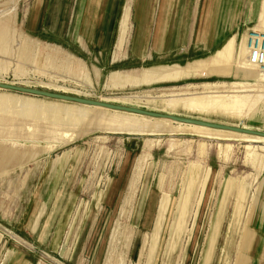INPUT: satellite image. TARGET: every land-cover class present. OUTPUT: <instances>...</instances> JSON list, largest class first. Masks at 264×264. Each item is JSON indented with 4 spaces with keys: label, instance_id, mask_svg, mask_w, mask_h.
<instances>
[{
    "label": "rangeland",
    "instance_id": "374dc122",
    "mask_svg": "<svg viewBox=\"0 0 264 264\" xmlns=\"http://www.w3.org/2000/svg\"><path fill=\"white\" fill-rule=\"evenodd\" d=\"M233 1L212 51L110 64L26 32L31 0H0V82L164 97L174 111L124 105L264 131L245 45L264 0ZM140 2L122 0L114 60L131 54ZM194 128L0 90V264H264V139Z\"/></svg>",
    "mask_w": 264,
    "mask_h": 264
},
{
    "label": "crops",
    "instance_id": "0c3cea01",
    "mask_svg": "<svg viewBox=\"0 0 264 264\" xmlns=\"http://www.w3.org/2000/svg\"><path fill=\"white\" fill-rule=\"evenodd\" d=\"M153 1L141 0L137 12L142 23L137 19L131 54L130 49L124 48L117 60L113 53L122 0H31L24 28L29 34L52 42L68 44L70 40L83 51L108 53L112 64L126 58L151 61L180 57L191 51L210 52L226 36L220 23L234 19L233 9L228 8L229 4L233 7V0ZM7 264L33 263L25 254Z\"/></svg>",
    "mask_w": 264,
    "mask_h": 264
},
{
    "label": "water",
    "instance_id": "95a60500",
    "mask_svg": "<svg viewBox=\"0 0 264 264\" xmlns=\"http://www.w3.org/2000/svg\"><path fill=\"white\" fill-rule=\"evenodd\" d=\"M0 89L11 90L15 92L31 94V95H36V96H41V97H46V98H55V99H61V100H66V101H73V102H78V103L87 104V105L102 106V107H106L110 109L137 113V114H141V115H145L149 117L170 119L172 121L181 122V123L201 125V126H206V127L215 128V129L230 130L233 132H239V133L264 137L263 130L245 128L243 126H235V125L218 123V122H211L208 120L191 118V117H186V116H178V115H173V114H167L164 112H155V111L147 110L143 108H136V107L126 106L122 104H114V103L104 102L98 99H92V98L77 96L73 94H66V93L51 91V90H47L43 88H34V87H27V86H23L19 84H10V83L0 82Z\"/></svg>",
    "mask_w": 264,
    "mask_h": 264
},
{
    "label": "bare ground",
    "instance_id": "6f19581e",
    "mask_svg": "<svg viewBox=\"0 0 264 264\" xmlns=\"http://www.w3.org/2000/svg\"><path fill=\"white\" fill-rule=\"evenodd\" d=\"M4 21V20H3ZM264 32V31H263ZM247 62H249V65H253L250 63V59L247 58ZM207 66V65H206ZM206 66H204L203 68L206 69ZM254 66V65H253ZM209 68V67H208ZM264 72V71H263ZM62 88V87H61ZM0 90H5V89H0ZM256 90V89H255ZM5 91H10V92H15V91H11V90H5ZM242 91V90H240ZM237 92V91H236ZM248 92V91H246ZM256 92V91H255ZM18 94H23V95H29V96H35V97H40V98H44V99H50V100H57V101H62V102H68V103H75V104H79V105H83V106H88V107H93V108H99V109H103L104 111H114V112H120V113H126V114H132V115H137V116H142V117H147V118H152V119H158V120H164V121H170L176 124H183V125H189V126H193L195 127L194 129L197 128H205V129H210V130H216V131H225V133H234V134H240V135H246V136H252V137H256V138H260V139H264V137L261 136H255V135H249V134H244V133H239V132H233L230 130H223V129H215V128H210V127H206V126H201V125H193V124H187V123H181V122H176V121H172L170 119H163V118H155V117H149V116H145V115H141V114H137V113H131V112H126V111H121V110H115V109H110V108H106V107H102V106H94V105H87V104H82V103H78V102H73V101H66V100H61V99H55V98H46V97H41V96H36V95H31V94H24V93H20V92H15ZM241 93V92H240ZM258 93V91L256 92V94ZM219 94V93H218ZM255 95V94H254ZM253 95V96H254ZM193 96V95H192ZM110 101H115L118 102L120 104H129V105H136L139 102H145L147 101L148 103H155V102H159L160 104H163L166 106L167 111L173 110V104L177 103L176 100H170V99H166L164 97H148V98H143L140 96H128V97H109L108 98ZM261 101V100H260ZM264 103V102H263ZM262 103V104H263ZM264 107V106H263ZM176 109V108H175ZM166 111V110H165ZM163 128V127H160ZM165 128V127H164Z\"/></svg>",
    "mask_w": 264,
    "mask_h": 264
},
{
    "label": "built area",
    "instance_id": "2783aa9c",
    "mask_svg": "<svg viewBox=\"0 0 264 264\" xmlns=\"http://www.w3.org/2000/svg\"><path fill=\"white\" fill-rule=\"evenodd\" d=\"M245 45L248 49L250 63L258 70L264 71V32L251 30L245 36Z\"/></svg>",
    "mask_w": 264,
    "mask_h": 264
}]
</instances>
